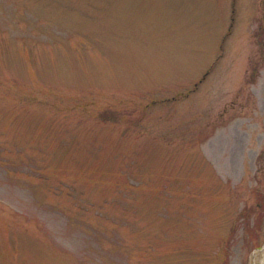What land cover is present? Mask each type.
Listing matches in <instances>:
<instances>
[{
  "label": "rangeland",
  "instance_id": "rangeland-1",
  "mask_svg": "<svg viewBox=\"0 0 264 264\" xmlns=\"http://www.w3.org/2000/svg\"><path fill=\"white\" fill-rule=\"evenodd\" d=\"M0 264H264V0H0Z\"/></svg>",
  "mask_w": 264,
  "mask_h": 264
}]
</instances>
